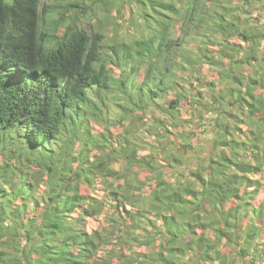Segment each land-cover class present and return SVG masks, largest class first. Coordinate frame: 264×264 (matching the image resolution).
I'll return each instance as SVG.
<instances>
[{
  "label": "trees",
  "instance_id": "trees-1",
  "mask_svg": "<svg viewBox=\"0 0 264 264\" xmlns=\"http://www.w3.org/2000/svg\"><path fill=\"white\" fill-rule=\"evenodd\" d=\"M156 102L204 110L205 137L178 113L113 138ZM0 128L40 149L5 167L0 243L29 248L0 264L264 263V0H0Z\"/></svg>",
  "mask_w": 264,
  "mask_h": 264
},
{
  "label": "rangeland",
  "instance_id": "rangeland-1",
  "mask_svg": "<svg viewBox=\"0 0 264 264\" xmlns=\"http://www.w3.org/2000/svg\"><path fill=\"white\" fill-rule=\"evenodd\" d=\"M7 2H9L10 0H6ZM67 20H72L74 18V12L73 11H69L67 12ZM130 12L127 11V15H129ZM82 26L84 28H90L89 27V22L87 20H84ZM176 34V32L174 33V35ZM113 70V75L114 76H118L119 75V69L117 67H112ZM202 75H206L209 70L207 65H204L202 67ZM145 69H142V72L140 71L139 75L137 76L139 78V82L142 81L145 77ZM172 92H169L167 99H170V95ZM115 95V90H108L107 92L104 93L103 98L106 99V105H108L109 109H110V117L112 118V122H117L118 121V116H123V114L125 113L123 110H121L119 107L116 108L119 105L120 102V98L116 97ZM124 96V95H123ZM124 101L129 102V97H123L122 98ZM159 101V99H157ZM162 101V100H161ZM100 104L104 107V108H108L106 107L105 104H103L102 102H100ZM129 109L125 110L126 112ZM202 111V112H201ZM180 118H179V115ZM211 113V112H210ZM210 113H208L210 115ZM135 118H133V120H127L125 119V123L124 124H114L112 127V134H113V138L115 140L120 139L121 138V134L123 133V130L125 132V128H128V131H126L127 133H129L128 137L131 138H135V140L138 139H145L148 141H153L155 139V136L152 135L151 133H154L152 131H149V129H151L152 126V122L156 123L157 122V130L158 129H162L161 125L162 123H160L161 119H165L167 121V123H171V121L173 119L177 120L178 124H179V128L180 129H187V131H192L194 130L196 133H198V137H202L204 138L205 135H203V133H201L202 131V127H199V121H200V117H204L205 116V111L201 110V108H188V106L185 105V103H183L180 106V112L178 111H169L166 112V110H164L162 108V106L159 103H155L154 106H152V108L150 110L147 111L145 118H140V114L134 113ZM201 114V115H200ZM81 118L80 120H84L85 121V114L84 112H82V114L80 115ZM175 116V117H174ZM156 120V121H153ZM110 125V124H109ZM106 124H100L96 122V125H94V130L97 132L98 129H102L104 126H109ZM125 127V128H124ZM131 133V134H130ZM210 136V135H209ZM211 137V136H210ZM5 145V147L3 148L1 145ZM48 148H43L42 152L44 153ZM20 154H24V155H40V149L37 148L35 146V144L31 141V136L28 132L27 129L25 128H14V129H9V130H2L0 128V190L2 191H7L8 193H12V186L13 184H18V182H14L12 183V177L15 176V173L9 171H4L5 167H7V163L10 164L9 159H12L13 156V160L14 158H17V156H19ZM10 166L12 167V164H10ZM59 175V172L58 174ZM56 177V176H55ZM55 177L53 179H55ZM51 179L46 180L45 182H43V184H41L42 189H45L49 183ZM95 186L93 187L92 191H89L91 194L96 195L99 198H102L105 194V188L103 185V182L100 179H96L95 181ZM20 184V183H19ZM16 186H13V188ZM15 189V188H14ZM87 192V191H86ZM98 221L96 219H93L91 221V226L95 227L97 225ZM0 236H1V232H0ZM2 238L4 239L3 242L0 243V249L4 248L6 249L10 254H12V248L10 247L12 242L14 241L16 244H20L21 247H24V251H28V245L27 242L24 238H19V237H12L11 235L5 233V236H2ZM9 238L11 241H9ZM26 244V245H25ZM255 262V264H264L262 261L260 260H251V262ZM219 264V263H217Z\"/></svg>",
  "mask_w": 264,
  "mask_h": 264
}]
</instances>
